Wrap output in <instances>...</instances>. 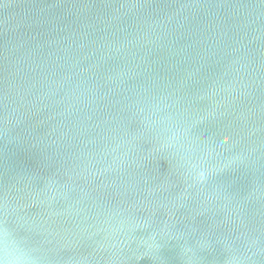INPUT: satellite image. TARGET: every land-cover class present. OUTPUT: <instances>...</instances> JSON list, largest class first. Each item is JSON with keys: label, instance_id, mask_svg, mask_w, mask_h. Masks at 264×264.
I'll list each match as a JSON object with an SVG mask.
<instances>
[{"label": "water", "instance_id": "1", "mask_svg": "<svg viewBox=\"0 0 264 264\" xmlns=\"http://www.w3.org/2000/svg\"><path fill=\"white\" fill-rule=\"evenodd\" d=\"M264 264V0H0V262Z\"/></svg>", "mask_w": 264, "mask_h": 264}, {"label": "clouds", "instance_id": "2", "mask_svg": "<svg viewBox=\"0 0 264 264\" xmlns=\"http://www.w3.org/2000/svg\"><path fill=\"white\" fill-rule=\"evenodd\" d=\"M0 264H37V261L27 252L9 244L6 259Z\"/></svg>", "mask_w": 264, "mask_h": 264}]
</instances>
